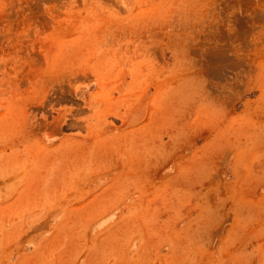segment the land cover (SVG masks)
Instances as JSON below:
<instances>
[{"label":"rangeland","instance_id":"374dc122","mask_svg":"<svg viewBox=\"0 0 264 264\" xmlns=\"http://www.w3.org/2000/svg\"><path fill=\"white\" fill-rule=\"evenodd\" d=\"M0 264H264V0H0Z\"/></svg>","mask_w":264,"mask_h":264}]
</instances>
